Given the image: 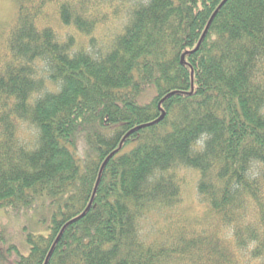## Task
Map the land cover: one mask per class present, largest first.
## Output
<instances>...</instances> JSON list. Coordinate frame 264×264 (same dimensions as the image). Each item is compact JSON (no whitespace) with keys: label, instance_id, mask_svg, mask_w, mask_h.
<instances>
[{"label":"trees","instance_id":"obj_1","mask_svg":"<svg viewBox=\"0 0 264 264\" xmlns=\"http://www.w3.org/2000/svg\"><path fill=\"white\" fill-rule=\"evenodd\" d=\"M0 212V264H264V0H16Z\"/></svg>","mask_w":264,"mask_h":264},{"label":"rangeland","instance_id":"obj_2","mask_svg":"<svg viewBox=\"0 0 264 264\" xmlns=\"http://www.w3.org/2000/svg\"><path fill=\"white\" fill-rule=\"evenodd\" d=\"M15 13H16V0H0V26H5L7 25V23H11L15 16ZM56 29H58L57 33H60L61 35H63L64 32L73 33L70 29L60 30L59 26H56ZM102 34H104V32L100 31V29H97L94 32L95 36H100ZM75 36L77 40L84 41V38H82L81 36L79 35H75ZM186 179L190 181L188 185V190L183 196L182 199L183 201L181 203L182 206L177 208V210L172 214L171 216L172 222L178 223L177 218H180L182 220L184 218L187 224L193 225L196 228L205 226L202 221L204 217L208 216V214L206 208L204 206L199 205L195 198V193L192 188V179H194V173L192 172L187 173ZM0 215L3 218L5 217L4 213L0 212ZM35 217H36L35 215H31V216L29 215L25 218L24 217L18 218L17 216H15V217H8L7 219H3L4 223L8 221L6 225L9 229L8 231L12 237V240L19 247L23 248V250H25L26 246L23 243L20 225L21 228L23 227L29 228L31 232L40 231L44 233L43 231L44 228L40 224L33 223ZM21 220L24 221L23 224H22L23 221ZM25 252H27V248Z\"/></svg>","mask_w":264,"mask_h":264},{"label":"water","instance_id":"obj_3","mask_svg":"<svg viewBox=\"0 0 264 264\" xmlns=\"http://www.w3.org/2000/svg\"><path fill=\"white\" fill-rule=\"evenodd\" d=\"M163 116V113L161 114L160 118Z\"/></svg>","mask_w":264,"mask_h":264}]
</instances>
